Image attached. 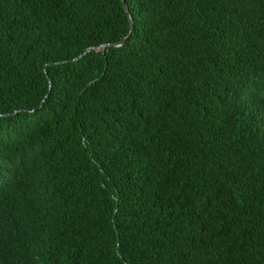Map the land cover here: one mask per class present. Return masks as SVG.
Returning <instances> with one entry per match:
<instances>
[{"label": "trees", "instance_id": "16d2710c", "mask_svg": "<svg viewBox=\"0 0 264 264\" xmlns=\"http://www.w3.org/2000/svg\"><path fill=\"white\" fill-rule=\"evenodd\" d=\"M125 1L0 0V264H264V0Z\"/></svg>", "mask_w": 264, "mask_h": 264}, {"label": "water", "instance_id": "95a60500", "mask_svg": "<svg viewBox=\"0 0 264 264\" xmlns=\"http://www.w3.org/2000/svg\"><path fill=\"white\" fill-rule=\"evenodd\" d=\"M122 3H123V8H124V10H125V12H126V14L128 16V19L130 21V30H129L128 35L125 38H123L122 40H120L119 42H117V43L104 44L101 47L90 48L89 50H87L84 53V55H86V54H88V53H90L92 51H100V50H102L103 48H106V47H120V46L124 45L127 42V40L130 38V36L132 35V32H133V23L131 21L130 15H129V11H128V8H127L126 1L122 0ZM84 55H81L79 58L75 59L74 61H77V60L81 59ZM59 64H61V63H59ZM44 68H45V66H44Z\"/></svg>", "mask_w": 264, "mask_h": 264}]
</instances>
